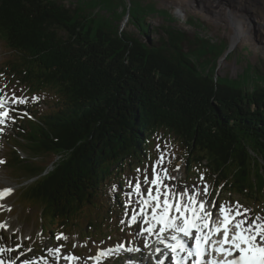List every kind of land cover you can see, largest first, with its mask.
<instances>
[{
    "label": "trees",
    "instance_id": "obj_1",
    "mask_svg": "<svg viewBox=\"0 0 264 264\" xmlns=\"http://www.w3.org/2000/svg\"><path fill=\"white\" fill-rule=\"evenodd\" d=\"M86 2L0 0V40L15 52L3 63L8 77L51 96L48 111L19 132L29 159L12 149L13 173L35 177L20 189L21 204L61 223V215L90 220L88 203L104 175L137 157L160 130L172 132L194 160L215 163L228 188L235 177L228 164L239 168L240 182L264 171V84L243 89L199 70L196 52L215 54V47L171 22L162 26L165 36L145 41V16L133 20L138 32L121 31L110 16L88 18Z\"/></svg>",
    "mask_w": 264,
    "mask_h": 264
},
{
    "label": "rangeland",
    "instance_id": "obj_2",
    "mask_svg": "<svg viewBox=\"0 0 264 264\" xmlns=\"http://www.w3.org/2000/svg\"><path fill=\"white\" fill-rule=\"evenodd\" d=\"M65 4H73L72 7L81 5V2L89 1L92 5L90 8H86L87 16L88 18H92L96 21L98 19L102 18V16H110V18H113L114 20H117V25L119 30L121 31H132V32H138V28L136 26V23L134 24L133 20L138 17L145 16V20L147 23L150 24V30L149 32L143 31V34H141V38L145 41H155L156 39L160 38V36H165L164 31L162 29V26L168 24L169 22L172 23L175 27H179L180 29L186 31L187 35L190 38H194V36L199 37L200 41L203 44L206 45H213L215 54H212L211 52L207 51L204 53H197L194 57V63L197 65V68L199 70L206 69V70H214L217 72V74L222 78H228L231 79L232 82L234 81L235 84L241 86L243 89L249 88L252 89L255 86H261L264 84V49L260 46L253 47L251 42L248 40L250 37L246 30L250 33H252V37L254 39L258 38L262 40L264 37V31L260 32V25L257 22L252 23V20L247 23V18H252L249 4L254 5L253 8H257L256 11L259 13H262L264 15V0H257L252 3L248 2L247 4H241L237 2V0H62ZM208 1V2H207ZM237 2V4H236ZM262 2V3H261ZM258 3V4H257ZM181 6V7H180ZM135 8L133 11V14L130 9ZM234 8V9H233ZM97 11V12H96ZM123 13V16L119 19L116 15L118 13ZM242 12L244 13L246 23L244 21V17L238 18L239 22L237 23L238 26L242 27L243 29V36L234 41L232 43V34L234 31L233 27L228 24L229 15L231 16V13L234 12ZM261 11V12H260ZM92 12L94 14H92ZM130 13V14H129ZM212 14V15H211ZM138 16V17H137ZM173 16V18H172ZM260 21V20H259ZM259 31H258V30ZM251 30V31H250ZM229 32V33H227ZM264 40V39H263ZM262 40V41H263ZM233 47H232V45ZM256 48V49H255ZM207 59H211V61H207ZM207 62L205 65H201L200 62ZM0 86L3 87L8 92H13L15 94L21 95L22 97H25L28 102H38L40 97L39 96H33L38 97V100H34L32 98H28L25 96V94L22 93L21 88H18L14 84H7L5 81L0 80ZM43 108H45V104L43 105ZM13 134V133H12ZM11 134V135H12ZM5 146L8 145V140H4ZM158 145V143H157ZM161 150L165 152L166 155V165L168 166V162H170V158L173 156V151L171 148V145L169 141H166L163 145H161ZM4 151V148H3ZM0 157L3 161L2 156V149L0 148ZM159 157V152L156 153V158L152 161V165L156 163L157 159ZM46 163V162H43ZM0 185H9L10 188H13L16 183L14 180H10L5 177V174L2 173L3 166L0 165ZM233 168H236L233 165L228 166V170H232ZM139 170V171H138ZM171 175L175 177L176 179L171 181L172 185L174 187H181L183 184L180 181H177V178L180 175V170L177 168L172 169ZM237 174L235 177L231 180L232 186L230 187V190L234 193L239 195L241 198L234 196V199L239 200L244 207L251 210V213L253 214V209L257 208L255 206L252 208L249 204H252L250 201V198L246 195L241 194L242 185L245 181L241 179L239 170H236ZM145 174L149 176V165L147 163L143 164V167L136 168L133 171L127 170L124 175L122 176L123 185L122 187H119L118 184H115L112 193L119 192V199H117V202L119 203L120 210H118L115 215L116 219L119 221V223L127 227V231L125 233L122 232H115L117 233L116 239H111L109 236L106 239L99 240L101 238H104L106 236L100 237L103 230L107 231L108 228L112 230L116 229H122L120 226L112 225V220H106L104 221V225L96 230L97 237H93L95 241H90L89 247L82 253H79L80 258L84 260L87 255L93 253L96 251L97 248L100 246H105L107 244L110 245H117L122 244L121 242H124L126 245H133L134 249H136L137 245L142 243V239L140 237V231L143 228V225L139 223H134L129 220L128 218V210L134 206L137 202L136 194L132 192V188L129 187V184L132 185L135 184L137 180H140L141 182L144 179ZM210 178L209 176H207ZM237 178L239 180H237ZM256 178V176H254ZM27 183V181H26ZM196 184V181L184 184V187L190 188L193 185ZM3 187V186H2ZM143 191H146V186L142 187ZM127 189H130V192L134 195V202L135 203H128V197H127ZM244 193H247L250 197H253L256 199V201L264 202V193H261L256 187H252L249 190L245 189ZM13 194V191L11 194L5 196L4 198L0 199V202H3L9 197H11ZM245 196V198H243ZM229 197V196H228ZM13 199V196L10 198V200ZM7 208H5L3 211H0L3 213V215L0 216V219L2 220V225H6V227H9L7 230L5 227H0L4 230L3 233V240L8 243H16L21 244V246H24L25 244L27 247V251H33L35 254H43V260L46 264H56L58 257H53V253L50 251V249L54 248V245L57 243H61L63 247H66L68 245L67 249L70 251H76V247L83 245L85 240H81L82 237L79 235L67 237V239H56L57 235L62 233L61 230L57 227V224L49 226L47 228V231L49 233V238L45 239L40 233V224L36 222V220L33 222V209L30 210H20L19 217L9 213L10 216L7 218H2L4 214L7 212ZM33 211V212H32ZM13 213V212H12ZM255 215H261L264 216V209H257L254 211L253 216ZM55 231V232H53ZM39 235V237L37 236ZM10 236V238H9ZM14 248H11L10 251H6L7 253H12ZM122 250L119 251V253H114L111 255L103 264H116L117 261L112 262L114 259L122 260V257H126L124 255ZM136 252V250H134ZM67 253V252H65ZM65 253L64 256L65 257ZM145 258L142 260L141 263L145 262ZM64 259V258H63ZM151 263H156L152 259H149ZM83 264V263H81Z\"/></svg>",
    "mask_w": 264,
    "mask_h": 264
},
{
    "label": "snow or ice",
    "instance_id": "obj_3",
    "mask_svg": "<svg viewBox=\"0 0 264 264\" xmlns=\"http://www.w3.org/2000/svg\"><path fill=\"white\" fill-rule=\"evenodd\" d=\"M0 92H3V89H0ZM33 99L38 100L39 98L33 97ZM27 102L25 97H18L15 93L12 96H8L7 93L0 95V124H4L6 119H11L10 104ZM2 131L3 129L0 128V132ZM157 149L160 151V155L153 165L152 178L149 179L145 174L142 182L137 180L134 185L129 184L132 192L137 195L142 193L141 183L149 185L146 193L147 198L142 196L141 199V214H143L144 207L152 205L151 220H146L148 226L141 230V234L144 232L151 234L159 224L157 235L163 242L164 234L171 230V240L174 243H168L166 247L170 250L172 264H188L189 258H192L191 264H264V216L251 215V210L243 208L239 202L235 205L225 203L219 205L222 222L214 224L212 213L207 210L208 201L200 198L209 195L208 185L205 184L202 191L195 186L192 190L185 187L183 192L175 191L174 186L170 188L164 181L176 178L162 166L166 155L160 149V145H157ZM2 162L0 161V163ZM178 169L179 165H177ZM201 180H203V176H201ZM162 187L163 192L161 191ZM12 191L13 189L10 187L0 189V199L11 194ZM132 192L128 193L129 197L132 196ZM161 196H163L162 201ZM132 202V199L128 200L129 204ZM217 203L213 201L212 207L215 208ZM173 211L175 214H170ZM137 219V215L133 213L132 223H136ZM0 227H6V225H0ZM206 228H211V232L205 233L204 229ZM213 233L223 237L221 240L211 241L216 245L215 251L220 253L223 258L206 261L205 253ZM184 237L192 240L193 244L190 246ZM56 239H67V237L60 233ZM145 244L147 245V240ZM124 247L123 244H117L115 247L99 249L89 259L95 261V264H101L104 258L119 252ZM4 251H10V249L0 248V252ZM50 251L58 254L60 248H53ZM181 253H185V255L182 256ZM63 258L69 261V264L79 259L74 255ZM24 264H35V262L25 260ZM160 264H163V261H160Z\"/></svg>",
    "mask_w": 264,
    "mask_h": 264
},
{
    "label": "bare ground",
    "instance_id": "obj_4",
    "mask_svg": "<svg viewBox=\"0 0 264 264\" xmlns=\"http://www.w3.org/2000/svg\"><path fill=\"white\" fill-rule=\"evenodd\" d=\"M209 1V0H208ZM207 1V2H208ZM252 1V3L253 2H255V1H257V0H237V2H239V3H241V4H247L248 2H251ZM237 2H236V4H237ZM262 3V2H261ZM258 4V3H257ZM249 7H250V10H251V15L253 16L252 18H249V17H246L247 18V23H249L251 20L253 21V22H258L259 23V27H260V30H261V32L262 31H264V15L262 14V13H259V12H257L256 11V9L257 8H259V7H257V8H253V6L254 5H252V4H249L248 5ZM181 7V6H180ZM234 9V8H233ZM259 9H261V8H259ZM264 9V8H263ZM261 12V11H260ZM212 15V14H211ZM241 17H244L243 19H244V21H245V23H246V20H245V16H244V13H242V12H234V13H231V16L229 15V18L230 19H228V24L230 25V26H232L233 27V29H234V31L235 32H233V34H232V43H234V41L236 40V39H238L239 38V36H240V38L243 36V34H244V32H243V29H242V27H240V26H238V22H239V20H238V18H241ZM260 20V21H259ZM246 23V24H247ZM251 23V22H250ZM251 31V30H250ZM246 32L248 33V35L250 36V37H248L249 39V41L251 42V44L253 45V47H256V48H258L257 46H260L259 44H261V47H263V49H264V38L262 39V40H260V39H258V38H256V39H254V37H252L251 35H252V33H250L249 31H248V29L246 30ZM227 33H229V32H227ZM263 33V32H262ZM264 37V36H263ZM232 45V44H231ZM232 47H233V45H232ZM255 48V49H256ZM121 150V149H120ZM180 189V191L181 192H183L184 191V188H179ZM200 190H203V188L202 189H200ZM144 198H147V196L146 195H144ZM135 200V199H134ZM135 203V202H134ZM152 206V205H151ZM244 207V206H243ZM245 208V207H244ZM149 233H147V235H148ZM153 236H155L156 234H154L153 232L151 233ZM149 249H150V251H153V249H152V247H149ZM162 261H163V264H165L166 263V259H162Z\"/></svg>",
    "mask_w": 264,
    "mask_h": 264
},
{
    "label": "water",
    "instance_id": "obj_5",
    "mask_svg": "<svg viewBox=\"0 0 264 264\" xmlns=\"http://www.w3.org/2000/svg\"><path fill=\"white\" fill-rule=\"evenodd\" d=\"M252 23H255V24H256V22H253V21H252ZM257 30H258V29H257ZM258 31H259V30H258ZM260 32H261V31H260Z\"/></svg>",
    "mask_w": 264,
    "mask_h": 264
}]
</instances>
